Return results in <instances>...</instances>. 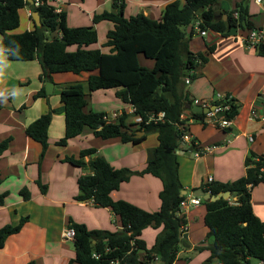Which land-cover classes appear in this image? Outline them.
<instances>
[{
    "label": "trees",
    "instance_id": "obj_1",
    "mask_svg": "<svg viewBox=\"0 0 264 264\" xmlns=\"http://www.w3.org/2000/svg\"><path fill=\"white\" fill-rule=\"evenodd\" d=\"M170 3L163 15L151 19L144 14L126 18L124 0H113L112 11L94 15L93 22L111 21L115 28L107 34L104 47L110 53H103L98 47V33L93 26L69 27L67 13H57L55 7L45 4L38 11L44 19L42 27L35 25L32 31L13 33L20 27V10L27 4L25 0H0V53L11 61H33L39 59L43 74L41 79L53 82L55 74H87L88 91L118 89L116 96L135 108L139 123L127 122L123 114L118 123H107L106 113L84 111L87 93L82 83L65 85L61 91V108L50 110L27 129V135L43 146L41 158L49 147V128L54 114H65V137L56 145L65 147L68 142L80 136L89 127L95 137L103 140L120 138L124 143L141 144L149 134H157L158 145L150 149L146 168L141 172L129 168L117 169L105 158L98 155L97 149L87 147L78 156H66L63 162L82 167L87 174L78 180V202H92L96 207L109 208L117 216L123 231L90 230L84 224L72 219L68 226L75 229L72 242L76 257L69 264H110L120 259L123 264H174L180 248L185 247V216L178 211L186 198L180 180V164L177 152L185 145L182 141L187 121L192 118L205 124L208 114L194 113L191 108L195 98L185 87L200 76L197 71L205 66L215 52V46L207 47L203 53H193L190 41L196 34L195 26L203 31L230 36L235 31L246 34L257 28L252 21L248 0L237 3L234 9L225 11L227 19L215 13L220 11L221 0H184ZM237 13V17L235 14ZM191 28V31H188ZM257 53L264 57V45L258 46ZM142 55L153 60L155 66L148 68L139 62ZM5 95L0 99L11 101V93L0 89ZM226 94L222 100L212 104L221 107L228 104V110L220 111L218 119L234 121L240 114L242 105L235 98L228 101ZM47 97L46 87L35 95ZM185 111L190 116L182 119ZM165 113V122L149 123L151 114ZM219 127L218 124H216ZM186 128V127H185ZM220 128V127H219ZM226 131V130H225ZM144 132L142 137H134ZM11 138L0 143V158L6 153ZM192 149L195 143L192 141ZM89 157L90 160L86 161ZM246 175L230 183L214 182L200 187L204 192L218 195L230 191L233 199H220L216 202L204 201L206 207L205 224L208 228L210 257L204 264H252L264 258V221L256 216L252 205L253 188L264 184V154L250 151L246 158ZM153 175L163 183L160 193L161 208L157 212L145 211L129 202L112 198V193L120 189L134 174ZM38 184L43 193L47 187L41 178ZM196 192L198 188L192 189ZM25 200L31 198L27 189L21 191ZM8 193L0 194V206H4ZM29 217H22L13 225L0 229V248L7 239L18 234ZM149 227H163L155 244L148 248L141 238ZM97 255L98 257L94 256ZM29 264H38L32 261Z\"/></svg>",
    "mask_w": 264,
    "mask_h": 264
},
{
    "label": "crops",
    "instance_id": "obj_2",
    "mask_svg": "<svg viewBox=\"0 0 264 264\" xmlns=\"http://www.w3.org/2000/svg\"><path fill=\"white\" fill-rule=\"evenodd\" d=\"M178 0H124L126 18L144 14L151 19L163 15L166 7ZM182 5L184 0H179ZM243 0H221L220 8L225 11L234 9ZM113 0H63L61 9L67 13L69 27L93 26L98 33V47L103 53H110L104 47L107 34L115 28L111 21L94 23L97 13L112 11ZM252 21L257 28H264V3L248 0ZM31 3L20 10L21 24L13 33L20 34L35 29ZM223 17V16H222ZM224 19V17H223ZM191 31V28H188ZM196 34L190 41L193 53H203L209 46L215 52L208 63L197 73L199 78L185 87L196 100L212 103L217 95L230 94L242 105L239 116L227 129L217 127L214 118L208 116L205 124L190 118L187 121L192 140L200 148L213 149L200 157L194 150L183 145L177 152L180 164V180L187 192L186 197L194 196L192 189L206 185L207 178L215 182L230 183L246 175V158L250 151L264 154V57L254 47L244 45L241 37L245 32L235 31L230 36L208 32L202 36L196 26ZM2 36L0 34V42ZM155 66L153 60L139 56ZM146 67V66H145ZM43 68L39 59L33 61H11L6 54L0 53V89L11 93V101L0 99V143L11 138L6 153L0 158V194L8 193L6 203L0 206V229L13 225L22 217L29 221L18 233L10 236L0 248V264H69L76 257L72 242L64 241L62 233L72 219L84 224L90 230L123 231L117 216L109 208L96 207L92 202H78V180L87 174L82 167L63 162L66 156H78L82 149L94 147L98 155L105 158L117 169L129 168L134 172L143 171L150 156V149L158 145L157 134H149L141 144L124 143L120 138L103 140L93 135L89 127L70 140L65 147L56 145L65 137V115L54 114L49 128V147L41 158L43 146L30 138L27 127L50 110L61 108V91L65 85L82 83L87 93L86 113L97 112L126 114L127 122L139 123L135 108L124 103L116 96L118 89L88 91L87 74H55L54 90L46 98H36L46 82L41 79ZM187 119L189 111L183 114ZM116 121L114 123H118ZM226 130V131H225ZM252 139V140H251ZM90 158L87 157L86 161ZM47 187L42 192L38 180ZM27 189L31 198L25 200L21 191ZM162 181L150 174H134L120 189L112 193L115 201L129 202L145 211L157 212L161 208L160 193ZM252 205L254 213L264 221V184L253 188ZM234 200V199H233ZM236 201V200H234ZM206 207H192L184 214L187 230L183 237L185 247L180 248L174 264H204L210 257L207 249L208 228L205 224ZM163 227H149L141 238L151 248ZM154 264H161L155 262ZM213 264H221L214 262Z\"/></svg>",
    "mask_w": 264,
    "mask_h": 264
},
{
    "label": "built area",
    "instance_id": "obj_3",
    "mask_svg": "<svg viewBox=\"0 0 264 264\" xmlns=\"http://www.w3.org/2000/svg\"><path fill=\"white\" fill-rule=\"evenodd\" d=\"M25 1H27L29 3L28 0H25ZM62 1L63 0H32L31 8L34 11V9L40 8L43 5L48 4V5L54 6L55 11L57 13H59L62 11V9H61ZM256 3L263 4L264 0H256ZM235 16L237 17V13L235 14ZM199 24H200V22H197V24H196V28H197L198 32L202 36H207L208 32L201 30L199 27ZM241 40L243 41L244 45L247 47L257 48L258 46L264 45V28L249 31L246 35L241 37ZM185 83L187 85H190V79L187 78ZM224 98H225V95L220 94V95H217L216 99L222 100ZM231 99H233V96H231V95L228 96V101H230ZM194 105H203L205 107H211V103H209L207 101L200 102L199 100H195ZM229 107L230 106L228 104H224L221 107L216 106V109L212 110L208 114L214 118V123L218 124L219 127L222 129L229 128L233 121L227 120L224 118L218 119L216 117H217L218 113H220V111L228 110ZM122 116H123V114L118 113V112H115L113 114H105L104 120L107 123H114L116 121H119ZM182 119H185L183 115H182ZM165 121H166L165 113L161 112L158 114H151L149 116L147 124H149L151 122H153V123L161 122L162 123ZM185 127H182L184 130V134L182 135V141L184 142L185 145L192 147V141L193 140H192L191 135L189 134L188 125H186ZM212 149H213L212 147H206V148L201 147L200 148L197 144H195V150L193 149L194 150L193 153H194L195 157H200V156L204 155L205 153H208ZM262 172H264V168L262 169ZM214 182H215V179L213 177H208L206 185H209V184L214 183ZM202 204H203V200L200 197H196V196L186 197L180 205V210L178 211V215L183 216L192 207H199ZM183 228H184V231L187 230V226H184ZM75 235H76L75 229L73 227L68 226L66 229H64V231L62 233V238L64 241L73 242L75 240ZM94 256L98 257L97 255H94ZM110 264H123V262H122V260L117 259V260L112 261ZM258 264H264V258L259 260Z\"/></svg>",
    "mask_w": 264,
    "mask_h": 264
},
{
    "label": "water",
    "instance_id": "obj_4",
    "mask_svg": "<svg viewBox=\"0 0 264 264\" xmlns=\"http://www.w3.org/2000/svg\"><path fill=\"white\" fill-rule=\"evenodd\" d=\"M28 1H29V3H32V0H28ZM215 14L217 16L222 15L224 17V20L227 19V15L222 14L221 11H217ZM32 17H33V20H34V23H35L36 26H38V27H42L43 26L44 19L41 18V16H40L38 11H34L33 14H32ZM53 90H54V83L53 82H48L46 84L47 96H50L53 93ZM189 108H191L192 112H194V113L209 114L212 110L216 109V106L212 105L211 107H205L203 105H193L192 107H190L189 105H187V109H189ZM143 135H145L144 132H137V134H135L134 137H142ZM182 194L186 195L187 192L183 191ZM194 196L200 197V198H202V200H204L206 202H208V201L216 202V201H218L220 199H234V200H237V198H234L232 196L230 191H226V192L220 193L218 195H212L211 193H206L203 190L198 189L196 192H194Z\"/></svg>",
    "mask_w": 264,
    "mask_h": 264
},
{
    "label": "rangeland",
    "instance_id": "obj_5",
    "mask_svg": "<svg viewBox=\"0 0 264 264\" xmlns=\"http://www.w3.org/2000/svg\"><path fill=\"white\" fill-rule=\"evenodd\" d=\"M141 62H142V64H146L145 66L147 67V64L149 63L147 60H145V59H143V58H141ZM153 67H154V65H153ZM152 67V68H153ZM148 68H150V67H148ZM60 98H61V95H60ZM64 114V113H63ZM65 115V114H64ZM252 264H258V261L257 260H253L252 261Z\"/></svg>",
    "mask_w": 264,
    "mask_h": 264
},
{
    "label": "clouds",
    "instance_id": "obj_6",
    "mask_svg": "<svg viewBox=\"0 0 264 264\" xmlns=\"http://www.w3.org/2000/svg\"><path fill=\"white\" fill-rule=\"evenodd\" d=\"M3 95H5L3 92H0V96H3Z\"/></svg>",
    "mask_w": 264,
    "mask_h": 264
}]
</instances>
